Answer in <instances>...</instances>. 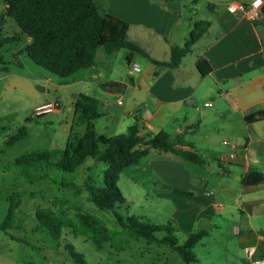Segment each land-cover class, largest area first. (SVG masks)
<instances>
[{
	"label": "crops",
	"instance_id": "0c3cea01",
	"mask_svg": "<svg viewBox=\"0 0 264 264\" xmlns=\"http://www.w3.org/2000/svg\"><path fill=\"white\" fill-rule=\"evenodd\" d=\"M94 1L102 14L128 23L127 39L144 51L108 52L101 46L90 67L94 72L76 80L87 82L77 98L86 93L99 100L97 132L123 133L140 118L148 129L165 130L172 139L183 137L193 144L203 154L202 162L152 149L136 166L148 160L142 171L154 168L165 179L157 194L173 206L174 232L204 229L208 235L209 229L235 217L247 263L253 264V258L264 254V118L246 117L264 109V0L257 17L249 11L252 0ZM231 2L246 8L231 11ZM202 19L210 26L179 66L159 67L151 61H169L172 49L183 46ZM119 52L126 58L129 80L111 76L118 72L113 63ZM133 61L141 70L132 69ZM107 81L124 82V92L103 89ZM35 98L36 108L48 102ZM224 136L231 141L222 140L227 148L219 144Z\"/></svg>",
	"mask_w": 264,
	"mask_h": 264
},
{
	"label": "rangeland",
	"instance_id": "374dc122",
	"mask_svg": "<svg viewBox=\"0 0 264 264\" xmlns=\"http://www.w3.org/2000/svg\"><path fill=\"white\" fill-rule=\"evenodd\" d=\"M5 8V0H0V13ZM202 11L207 12L204 7ZM0 33L14 35L21 30L12 18L5 16ZM29 42V37L24 36L19 41L0 46V55L4 59L0 63V223L7 216L11 200L19 201L13 226L7 231L0 229V264H81L72 257L68 244L91 264H248L242 248L243 235L235 228V217L228 215L229 221L225 220L221 228L209 229V234L192 249L197 260L186 263L172 246L150 241L124 227L114 210H100L89 200L85 181L90 174L95 184H104L107 167L104 161L89 158L75 172H64L51 166L28 168L16 163L25 152L46 150L55 160L63 156L75 115L76 95L86 91L87 87L85 81L64 82L63 78L37 64L26 51ZM141 61L148 64L145 59ZM113 64L118 72L111 76L123 75L129 80L126 58L121 52L115 54ZM93 72L87 68L76 75L81 77V74L86 76ZM36 95L55 102L57 109L38 114ZM22 130L26 135L8 145L9 139ZM225 137L219 139V144L227 148L223 144ZM146 162L148 160H143L122 172L118 185L127 202L116 205L115 210L125 221L134 216L143 223L174 225L172 204L157 194L165 179L154 168L142 171ZM63 182H75L78 188ZM42 207H50L75 223L80 212L89 211L100 217L114 236L97 244L89 235L66 228L59 241L53 240L36 229V212ZM186 231L174 232L180 244L189 235ZM170 234L164 228L155 232L159 238Z\"/></svg>",
	"mask_w": 264,
	"mask_h": 264
},
{
	"label": "trees",
	"instance_id": "16d2710c",
	"mask_svg": "<svg viewBox=\"0 0 264 264\" xmlns=\"http://www.w3.org/2000/svg\"><path fill=\"white\" fill-rule=\"evenodd\" d=\"M5 2V11L0 13V24L3 23L5 16H9L20 27L21 33L14 35L0 33V46L28 36L30 38L26 46L28 55L37 64L63 78L64 82L79 79L76 73L92 67L101 46L108 52L127 48L130 53L132 51L144 53L138 45L127 39L128 23L114 15L102 14L94 0H5ZM209 26L208 19L197 21L185 44L172 49L169 61L150 58L151 61L159 67L179 66L182 58L191 51ZM106 28L109 29L107 35ZM129 59L128 56L127 60ZM3 62L4 59L0 55V63ZM208 66L207 63L203 65L205 70ZM101 86L109 92L121 93L124 92L126 84L121 81H107ZM98 106L99 100L96 96L79 94L75 102L73 124L60 159H53L50 152L43 150L25 152L16 159V163L28 168L51 166L64 172H75L89 158L104 161L107 164L103 177L104 184L102 186L95 184L90 174L85 181L89 200L100 210H114L124 227L145 236L150 241L172 246L186 263L197 260L192 249L207 235V230L190 232L187 239L180 244L172 224L167 226L143 223L134 216L125 221L115 207L127 202L118 185L122 171L128 166L138 164L152 149L170 151L192 162H202L203 154L183 137L172 139L165 130L154 131L146 128L140 118H137L126 132L111 136L99 134L95 125V119L100 116ZM246 118L263 119L264 109L257 110ZM25 135L24 130L13 135L8 145H13ZM64 185L78 188L75 182H67ZM18 206L19 201L12 199L7 216L0 223L1 230L7 231L13 226ZM36 219V229L46 233L53 240L59 241L66 228L89 235L97 244L104 243L114 236L101 218L89 211L80 212L75 223L73 219L57 214L50 207H42L37 210ZM163 228L168 229L171 234L162 238L157 237L155 232ZM67 246L77 262L91 264L71 244Z\"/></svg>",
	"mask_w": 264,
	"mask_h": 264
},
{
	"label": "built area",
	"instance_id": "2783aa9c",
	"mask_svg": "<svg viewBox=\"0 0 264 264\" xmlns=\"http://www.w3.org/2000/svg\"><path fill=\"white\" fill-rule=\"evenodd\" d=\"M262 2L263 0H252L251 1L249 11L253 17H257L260 14ZM238 8L245 9L246 7L244 4H238L235 2H231L230 4H228V9L231 11H235ZM131 66L133 70H141V65L138 62H135V61L131 62ZM119 102L121 103L122 100H119ZM206 104L211 105L212 103L207 102ZM56 109H57V104L55 102H47L37 107V113L42 114L44 112H49L51 110H56ZM224 143L230 144L231 141L228 139H225ZM254 252H255L254 248L252 247L247 248L248 255L253 256ZM252 262L253 264H264V254L253 258Z\"/></svg>",
	"mask_w": 264,
	"mask_h": 264
}]
</instances>
